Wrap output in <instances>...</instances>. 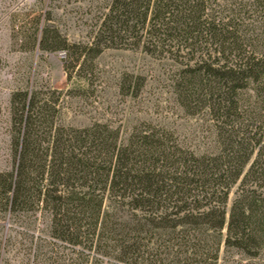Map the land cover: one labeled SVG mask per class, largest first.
<instances>
[{"label":"trees","instance_id":"obj_1","mask_svg":"<svg viewBox=\"0 0 264 264\" xmlns=\"http://www.w3.org/2000/svg\"><path fill=\"white\" fill-rule=\"evenodd\" d=\"M90 21L85 43L47 24L36 44L64 53L68 80L105 49L178 63L174 92L210 117L212 150L147 123L125 136L63 125L61 90L20 88L0 219L32 252L76 257L62 264H220L222 252L264 264V0H100Z\"/></svg>","mask_w":264,"mask_h":264},{"label":"rangeland","instance_id":"obj_2","mask_svg":"<svg viewBox=\"0 0 264 264\" xmlns=\"http://www.w3.org/2000/svg\"><path fill=\"white\" fill-rule=\"evenodd\" d=\"M97 1L0 0V172L12 166L10 96L17 89L35 86L62 91L59 123L63 125L80 128L94 122L107 123L119 127L125 136L133 127L147 123L173 133L186 148L212 150L210 117L205 113L189 115L174 92L181 68L178 63L141 50L105 49L87 71L73 72L68 80L64 53L39 50L36 43L47 24L56 27L70 43L87 42ZM35 225L36 235L42 234L43 220ZM21 228L0 219V264L75 261L70 252H59L62 258L32 252L28 235ZM236 261L251 264L235 252L221 253L220 264Z\"/></svg>","mask_w":264,"mask_h":264}]
</instances>
